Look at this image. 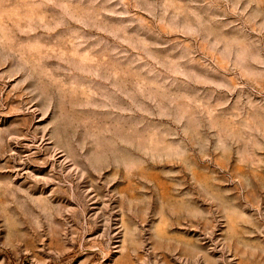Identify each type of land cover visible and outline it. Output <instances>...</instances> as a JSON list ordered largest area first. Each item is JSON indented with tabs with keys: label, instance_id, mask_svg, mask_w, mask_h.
<instances>
[{
	"label": "rangeland",
	"instance_id": "obj_1",
	"mask_svg": "<svg viewBox=\"0 0 264 264\" xmlns=\"http://www.w3.org/2000/svg\"><path fill=\"white\" fill-rule=\"evenodd\" d=\"M0 264H264V0H0Z\"/></svg>",
	"mask_w": 264,
	"mask_h": 264
}]
</instances>
